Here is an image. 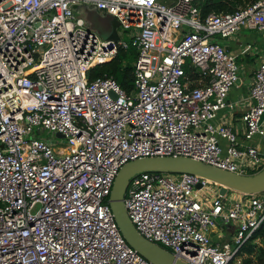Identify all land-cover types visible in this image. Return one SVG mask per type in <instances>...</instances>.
<instances>
[{
    "label": "built area",
    "instance_id": "built-area-1",
    "mask_svg": "<svg viewBox=\"0 0 264 264\" xmlns=\"http://www.w3.org/2000/svg\"><path fill=\"white\" fill-rule=\"evenodd\" d=\"M202 1L0 0V264H151L124 241L108 203L130 161L186 157L242 176L264 168V62L235 131L219 113L232 110L238 65L213 40L264 32V0L204 19ZM90 5L117 21L118 41L87 30L72 9ZM130 47L129 93L112 77L88 80ZM218 189L145 172L124 206L139 235L182 263L242 264L264 228V190Z\"/></svg>",
    "mask_w": 264,
    "mask_h": 264
},
{
    "label": "water",
    "instance_id": "water-1",
    "mask_svg": "<svg viewBox=\"0 0 264 264\" xmlns=\"http://www.w3.org/2000/svg\"><path fill=\"white\" fill-rule=\"evenodd\" d=\"M79 8L78 6L72 7L77 15H80V11L95 10L92 5L84 6L81 10ZM109 27L110 30L104 37V40L118 41L117 21L111 18L109 20ZM55 137L63 138L61 134H56ZM145 172L190 174L198 176L212 184L218 185V194L220 196H224L227 190H233L243 194H257L264 190V168L256 174L242 176L186 157H148L128 162L121 167L113 181L108 203L114 221L124 241L151 264L185 263L177 260L170 252L161 246L151 243L139 235L127 216L124 206L125 191L133 177ZM200 187L201 185L198 184L197 188Z\"/></svg>",
    "mask_w": 264,
    "mask_h": 264
},
{
    "label": "crops",
    "instance_id": "crops-1",
    "mask_svg": "<svg viewBox=\"0 0 264 264\" xmlns=\"http://www.w3.org/2000/svg\"><path fill=\"white\" fill-rule=\"evenodd\" d=\"M213 40L222 45L225 51L235 58L238 65L239 81L227 95V102L232 105V110L220 112L219 117H224L228 125L240 132L241 129L238 128V130L236 126H239V118L252 103L249 92L254 71L259 63L264 62V32L244 28L230 38H214ZM219 142L225 145V141L219 140ZM214 190L216 191V188ZM225 226L227 227L221 226L219 229L221 231L226 228L230 229V225ZM212 239L217 241V234H212Z\"/></svg>",
    "mask_w": 264,
    "mask_h": 264
},
{
    "label": "trees",
    "instance_id": "trees-1",
    "mask_svg": "<svg viewBox=\"0 0 264 264\" xmlns=\"http://www.w3.org/2000/svg\"><path fill=\"white\" fill-rule=\"evenodd\" d=\"M257 0H204L199 3V11L201 18H206L209 14L233 13L236 10L245 7L246 5ZM136 58V52L133 48L119 49L115 58L105 64L94 67L88 72V80L92 81L96 78L112 77L116 83L127 93L132 90V64ZM196 75H191L192 82H195ZM192 83V86H195ZM264 237V228L254 235L255 238ZM264 244V238L262 239ZM256 244L253 239L246 246H243L242 253L246 257L243 258L242 264H264V247H257L255 256ZM255 256V257H254ZM257 258V260H255Z\"/></svg>",
    "mask_w": 264,
    "mask_h": 264
},
{
    "label": "rangeland",
    "instance_id": "rangeland-1",
    "mask_svg": "<svg viewBox=\"0 0 264 264\" xmlns=\"http://www.w3.org/2000/svg\"><path fill=\"white\" fill-rule=\"evenodd\" d=\"M84 22V26L87 30L94 32L97 34L102 40L104 37L108 34L110 27H109V20L111 17L104 16L102 13H98L96 10L92 11H85L82 12L80 11V15H78ZM118 32L121 34L122 29H118ZM122 38H125L123 34H121ZM42 139L46 140L48 139V142L54 145L55 147H63L64 145L62 144V141L58 138H55V136H52L46 131H43L42 134ZM262 151H264V142L262 143ZM255 174V173H254ZM216 186H213L215 188ZM224 225H226L224 223ZM219 227V226H217ZM264 237L262 236L261 239L259 238L258 240L254 241L253 243L256 244L255 248V256L257 253V247H264V244L262 243V239ZM230 240L229 236H225L224 238L221 239V243L223 242H228ZM254 256V257H255ZM257 260V258H255Z\"/></svg>",
    "mask_w": 264,
    "mask_h": 264
}]
</instances>
